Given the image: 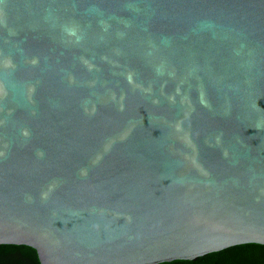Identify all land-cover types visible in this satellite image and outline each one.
I'll use <instances>...</instances> for the list:
<instances>
[{"label":"water","instance_id":"water-1","mask_svg":"<svg viewBox=\"0 0 264 264\" xmlns=\"http://www.w3.org/2000/svg\"><path fill=\"white\" fill-rule=\"evenodd\" d=\"M264 245V0H0V245L162 264Z\"/></svg>","mask_w":264,"mask_h":264},{"label":"trees","instance_id":"trees-1","mask_svg":"<svg viewBox=\"0 0 264 264\" xmlns=\"http://www.w3.org/2000/svg\"><path fill=\"white\" fill-rule=\"evenodd\" d=\"M0 264H40L37 253L27 246L0 245ZM162 264H264V245L246 244L211 253L195 261Z\"/></svg>","mask_w":264,"mask_h":264}]
</instances>
